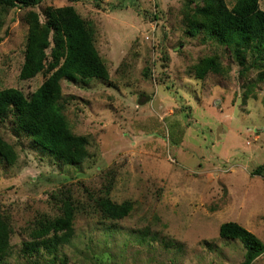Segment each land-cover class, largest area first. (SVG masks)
<instances>
[{
  "label": "rangeland",
  "instance_id": "374dc122",
  "mask_svg": "<svg viewBox=\"0 0 264 264\" xmlns=\"http://www.w3.org/2000/svg\"><path fill=\"white\" fill-rule=\"evenodd\" d=\"M228 8L235 0H224ZM264 10V0H258ZM72 10L94 27L107 77L61 80L60 103L71 133L88 138L90 156L66 164L42 153L10 121L0 135L11 146L0 158V210L10 217L14 251L0 264H27L20 241L41 213L53 215L52 192L72 203L66 264H239L246 248L221 238L235 221L264 243V76L246 55L200 29L191 16L201 0H39L0 6V90L33 92L45 79L20 80L26 38L35 18ZM51 51V32L48 33ZM212 57L204 79L194 68ZM145 96L147 101L139 103ZM108 197L129 201L110 220L98 207ZM174 242V243H173ZM47 257L38 264H45ZM251 264H264V252Z\"/></svg>",
  "mask_w": 264,
  "mask_h": 264
},
{
  "label": "trees",
  "instance_id": "16d2710c",
  "mask_svg": "<svg viewBox=\"0 0 264 264\" xmlns=\"http://www.w3.org/2000/svg\"><path fill=\"white\" fill-rule=\"evenodd\" d=\"M39 0H0V6H34ZM202 7L191 16V28L200 29L219 45L232 51L239 63L246 55L252 58V66L264 76V10L258 0H235L228 8L224 0H201ZM44 23L45 34L39 32L35 18L26 38L24 60L18 78L28 80L42 74L45 79L31 93L8 87L0 90V124L10 121L42 153L66 164L78 165L90 156L88 138L71 133L60 103L61 80H77L107 77L106 66L95 47L94 27L73 12L72 7L52 9ZM51 32L52 47L48 33ZM212 57H204L194 68V77L204 79L213 71ZM11 146L0 135V158L10 162ZM251 175L264 179V166L257 165ZM56 207L53 215L41 213L29 223L28 237L20 241L18 256L27 264H66L67 256L62 248L72 243L73 205L67 197L52 192L49 196ZM98 207L107 219L118 220L128 215L129 201L115 203L108 197L98 200ZM10 217L0 210V263L10 256L13 245ZM221 238L238 239L246 248L239 264H251L264 252V243L250 230L235 221L219 225ZM174 243V242H173Z\"/></svg>",
  "mask_w": 264,
  "mask_h": 264
},
{
  "label": "water",
  "instance_id": "95a60500",
  "mask_svg": "<svg viewBox=\"0 0 264 264\" xmlns=\"http://www.w3.org/2000/svg\"><path fill=\"white\" fill-rule=\"evenodd\" d=\"M148 99H149V96H145L144 99L140 101L141 100V96H140V99L138 100V102L141 103V102L147 101Z\"/></svg>",
  "mask_w": 264,
  "mask_h": 264
}]
</instances>
